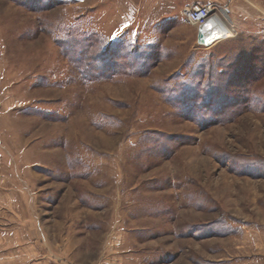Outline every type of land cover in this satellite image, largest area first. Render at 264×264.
I'll list each match as a JSON object with an SVG mask.
<instances>
[{"label": "rangeland", "instance_id": "374dc122", "mask_svg": "<svg viewBox=\"0 0 264 264\" xmlns=\"http://www.w3.org/2000/svg\"><path fill=\"white\" fill-rule=\"evenodd\" d=\"M0 264H264V0H0Z\"/></svg>", "mask_w": 264, "mask_h": 264}, {"label": "built area", "instance_id": "2783aa9c", "mask_svg": "<svg viewBox=\"0 0 264 264\" xmlns=\"http://www.w3.org/2000/svg\"><path fill=\"white\" fill-rule=\"evenodd\" d=\"M230 12L229 6H218L212 2L193 3L184 8L183 15L188 23L197 25L209 23L213 27L214 22L218 23V21L230 25Z\"/></svg>", "mask_w": 264, "mask_h": 264}, {"label": "bare ground", "instance_id": "6f19581e", "mask_svg": "<svg viewBox=\"0 0 264 264\" xmlns=\"http://www.w3.org/2000/svg\"><path fill=\"white\" fill-rule=\"evenodd\" d=\"M222 22L221 21H218V23L214 22V26L211 27V29H210L211 35L215 39L214 41H216L220 37L227 38V37H230L232 35V33H231L232 32V26L228 25L227 23H224V22L222 23ZM199 25H201V24H199ZM199 25H198V27H199Z\"/></svg>", "mask_w": 264, "mask_h": 264}, {"label": "water", "instance_id": "95a60500", "mask_svg": "<svg viewBox=\"0 0 264 264\" xmlns=\"http://www.w3.org/2000/svg\"><path fill=\"white\" fill-rule=\"evenodd\" d=\"M211 26L209 23L199 25L197 33V42L204 46H211L215 40L211 35Z\"/></svg>", "mask_w": 264, "mask_h": 264}]
</instances>
